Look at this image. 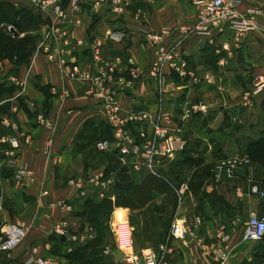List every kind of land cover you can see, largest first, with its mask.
Returning <instances> with one entry per match:
<instances>
[{
    "label": "crops",
    "instance_id": "0c3cea01",
    "mask_svg": "<svg viewBox=\"0 0 264 264\" xmlns=\"http://www.w3.org/2000/svg\"><path fill=\"white\" fill-rule=\"evenodd\" d=\"M0 3L31 11L40 20L32 34L41 33L43 15L17 0H0ZM248 5L262 10L259 21L263 28L248 32L239 49L233 48L229 32L198 34L186 39L178 35L175 32L178 27L193 25L197 19L199 8L189 0H131L122 16L109 14L106 8L96 9L92 0H88L81 26L73 28L71 36L83 42L77 53L83 69L92 70L90 46L95 44L100 46L102 57L113 62L115 77L121 78L123 84H112V90L124 112H147L152 118H160L165 127L180 134L187 150L191 137L197 139L204 163L211 164L218 156L239 154V140H264V88L253 94L257 87H264V0H244L240 10ZM164 29L172 30L166 43L186 60L194 78L182 79L166 72L164 103L158 110L157 88L149 77L155 49L146 34ZM6 30L13 32L11 36L15 39L26 34L8 30V26ZM110 33H121L123 40L114 41ZM207 53L211 56L210 63L204 57ZM206 76L214 77V83H209ZM14 77L21 82L20 87L12 82ZM195 85L198 88L193 91ZM63 91L68 93L67 97L61 95ZM246 94L250 95L249 107L242 105ZM193 100L198 101V106L191 108L189 104ZM40 114L49 125L38 121ZM192 114L200 118L196 134L189 125L188 117ZM204 119L208 122L202 127ZM88 123L110 129L99 104L85 97L84 86L67 81L40 53L34 50L28 62L18 68L11 61L0 59V226L22 225L25 230L14 251L0 254V264H25L29 257L54 264H71V260L79 264L74 252L96 241L100 234L103 238L97 249L102 262L108 264H129L131 255L141 256L148 250L159 255L162 246L166 247L163 264H216L210 251L204 253L192 244L170 238L168 230L160 224L134 229L127 210L120 207L112 208L109 222L90 223L84 202H101L108 196L86 187L87 196L81 198L73 181L101 171L111 184L115 176L108 172V163L101 162L105 155H110L96 151L93 146L81 148V136ZM223 123L231 126V130L222 129ZM244 129L248 131L246 135ZM134 131L149 132V126L140 125ZM13 135L20 137V148L15 151L8 143H1V139ZM22 168L33 171L31 181L14 180L15 170ZM117 173L120 177L119 170ZM126 173L141 178L127 169ZM263 175L264 164L252 160L248 168L237 171L232 181L222 183L213 192L205 189L207 196L200 201L189 189L185 200L181 204L177 202L173 218L191 222L194 216H202L205 224L199 233L207 243L217 227H225L236 247L228 264L249 262L253 247L240 240L250 214L264 211V199L254 197L249 191L254 181L261 183L264 191V182L260 180ZM63 203L70 207L69 211L62 209ZM61 222L66 223L64 235L54 231V226ZM162 231L165 235L159 237ZM114 250L122 255L119 261L114 259Z\"/></svg>",
    "mask_w": 264,
    "mask_h": 264
},
{
    "label": "built area",
    "instance_id": "2783aa9c",
    "mask_svg": "<svg viewBox=\"0 0 264 264\" xmlns=\"http://www.w3.org/2000/svg\"><path fill=\"white\" fill-rule=\"evenodd\" d=\"M24 6L31 7L45 17L41 33L38 35L35 52L44 56L45 60L57 67L62 76L71 82H77L84 86V95L99 104L105 121L111 131V140H101L95 143L94 148L101 153H116L121 166L139 175H149L154 178H163L168 173L170 166L177 161L184 150V141L178 132L165 127L160 118H152L147 112H124L115 100L112 84H123L121 78L115 77L114 64L111 60L102 57L100 46H90L92 51L91 68L83 69L78 61V50L83 46L81 40L71 36L72 29L81 26V18L86 12L85 5L88 0H17ZM131 0H92L93 7L106 8L109 14L122 16ZM199 8L197 19L193 25L180 26L176 29L183 39L198 34L216 32L223 34L229 32L234 49H239L245 36L250 31L261 30L259 19L263 16L260 8L254 5L245 6L240 10V4L244 0H189ZM11 27H8L10 30ZM172 30L164 29L158 33H147L146 39L154 47V59L149 70V77L155 85L163 81L166 72L175 73L178 77L193 78L188 71L186 60L176 53V49L166 43ZM124 35L110 33V38L120 42ZM225 51L228 49L223 47ZM206 80L213 84L214 77L206 76ZM12 82L20 87L21 82L16 77ZM263 85L257 87L253 94L259 93ZM68 96L66 91L61 94ZM244 107L251 106L250 95L242 97ZM202 109H204L202 107ZM41 124L49 125L40 114L37 117ZM147 124L149 132L134 131L135 127ZM20 137L13 135L6 137L1 143H8L12 150L20 148ZM28 142V138L24 137ZM14 165L13 162H10ZM251 162L246 156H224L212 162L210 168V183L205 187L214 191L224 182L232 181L240 169L248 168ZM14 180L17 182L31 181L33 171L22 168L14 172ZM109 182L101 171L90 176H84L73 181L79 188L81 198L87 196L86 187H93L103 196L109 189ZM250 194L256 198L264 199V191L261 183L254 181L250 184ZM174 192L178 204H181L189 193L187 181L180 182ZM62 209L69 211L70 207L62 204ZM205 224L202 216L196 215L191 222L186 218L175 217L169 227V237L192 244L202 252H211L216 264H228L233 257L235 246L231 243L232 237L226 228L219 226L214 230L209 243L199 233ZM66 223L61 222L54 226L58 235H64ZM22 225L4 224L0 226V254L14 251L24 238ZM264 241V211L250 214L244 225L240 243H261ZM106 249L105 252H107ZM160 254L148 250L141 256L131 255L129 264H163V256L166 247L160 248ZM25 264H54L53 262L29 257Z\"/></svg>",
    "mask_w": 264,
    "mask_h": 264
},
{
    "label": "trees",
    "instance_id": "16d2710c",
    "mask_svg": "<svg viewBox=\"0 0 264 264\" xmlns=\"http://www.w3.org/2000/svg\"><path fill=\"white\" fill-rule=\"evenodd\" d=\"M40 24L39 18L34 14H32L31 11L26 9L25 7L21 8L20 10L15 9L10 4L6 3H0V59H5L11 61L13 63L15 68L20 67L22 64H26L32 54V52L35 50L38 36L33 35ZM11 27L12 30L18 32V33H26L22 38L15 39L12 38L14 35L13 32H8L6 30V27ZM2 34L9 37L11 41L6 42L5 45H2ZM29 34V35H28ZM12 35V36H11ZM31 36V37H30ZM208 54V53H207ZM205 60H207L208 63H210L211 56L208 54L207 58L205 57ZM36 87L40 90L45 92V89L42 88V86L37 85ZM207 120H203L201 126H207ZM235 129H238L237 127ZM110 129L108 127H104L102 125L96 126L94 123H88L84 127L83 134L81 136L80 146L81 148H88L93 146L96 142L101 140H111L109 132ZM211 133V131H208ZM198 149L193 150L195 151L194 156L192 155V151H185L187 150L184 148L183 152L178 157L177 161L174 162L168 171V175H173L178 177V181H175L172 183L171 189L173 191L174 199L173 201L177 202V198L174 192V188L183 181L182 177L187 176L189 173H193L194 178H201L198 181L201 183L203 179H206L207 182L205 184V187L210 183V168L212 166L211 164H205L204 163V156L203 153H198L199 146H196ZM238 147L239 151L237 155L239 156H246L252 162V160L258 162L260 165L264 164V140L262 138L260 139H245L242 141H238ZM93 150V149H92ZM110 156H106L102 159V162H107V166L111 167H118L120 168V179L122 181V187L118 188L117 190H113L112 187H109V191L106 193L107 196L115 197L114 201H110L111 199H104L101 202L86 200L84 202L85 206V213H88V217L90 220V223H94L95 220L93 219L94 216L91 217L90 214L94 215L97 211L103 212L104 209H112L113 207H120L124 206L121 204H118L117 201L119 199V195H117V192H124L130 195V197L133 198L134 201H132V204H126L125 207L131 208L133 207H139L142 208L145 206L144 204L149 201V198L152 193H157L158 190H161L158 188L160 183H156L154 181V177L149 175H141V178H139L138 185H135L134 187H130V179L131 176L127 175L126 169L124 166H121L120 162L118 161V156L116 153H103ZM225 155L218 156L216 159L224 157ZM215 159V160H216ZM120 164V165H119ZM120 166V167H119ZM107 167V168H108ZM128 171V169H127ZM132 172V171H131ZM134 173V172H132ZM143 178V179H142ZM182 178V179H181ZM264 182V175L260 179ZM120 186V185H119ZM189 186V184H188ZM194 187V188H193ZM200 185L194 184L189 189L192 191L193 189H196L192 191V194L194 195V198L196 200H201V198L207 196L205 193L202 194V191H200L201 188H199ZM117 195V196H116ZM114 203V204H111ZM152 213H156L159 215H162L165 213V208L161 206H155L151 209ZM91 217V219H90ZM172 219L168 222L167 226H162L161 228L168 230L169 233V227L171 224ZM94 225V224H93ZM148 226V225H147ZM99 230L100 225L98 224ZM168 227V228H167ZM164 231V230H163ZM164 233V232H163ZM161 233L159 237H163L165 234ZM103 235L100 234L99 238L94 242H89L84 247L79 248L74 252V254L77 255L76 259H79V264H108L107 261L102 262V259H100L99 256V250L97 247L100 245V242H102ZM165 243V241L163 242ZM261 243H264L262 241ZM251 261V260H250ZM249 261V262H250ZM71 264H77L75 261L71 260ZM248 262V263H249Z\"/></svg>",
    "mask_w": 264,
    "mask_h": 264
},
{
    "label": "rangeland",
    "instance_id": "374dc122",
    "mask_svg": "<svg viewBox=\"0 0 264 264\" xmlns=\"http://www.w3.org/2000/svg\"><path fill=\"white\" fill-rule=\"evenodd\" d=\"M2 35H3L1 38L2 39V41H1L2 45H5L6 42L11 41L9 37L5 36L4 34H2ZM207 56H208V54L204 55V57H206V58H207ZM193 78H194V76H193ZM163 84L164 83L162 81L159 84V86L156 85V88H157L156 94L158 97V110L161 109V107L164 103L163 96H162L164 93L163 92ZM197 88H198V86L195 85L194 87H192V90L193 89L195 90ZM194 98L197 99L196 96ZM193 102H196V104H194ZM197 102H198L197 100L196 101L193 100L191 102L192 105L189 104V107L193 108L194 105L198 106ZM189 117H188V120L190 122L189 125H190V128L192 130V133L196 134V131L198 130V123H199L200 118L197 116H194L193 114L191 115L190 118ZM225 124L226 123L222 124V129H224L225 131L231 130L230 129L231 126L226 127ZM246 130L247 129H244V131H242L245 133L244 135H246L248 132ZM188 139H189V137H188ZM188 142L190 144H188L187 152L189 150L192 151V155L194 156L195 154H193V153H195V151H193V150H197L198 148L196 146H200V144L198 145V140L193 139L192 137ZM200 152H202V151L200 150V147H199L198 153H200ZM96 159L97 158H94V161ZM119 169L120 168H118V170ZM118 170L114 166L108 167V172L110 174H112L111 176H115V177H113L112 181H110L111 184H109L110 185L109 187H112L113 190H117L118 188L122 187V181H121V179L117 173ZM167 175H168V173L165 174V177H163V178L154 179V181L156 183H160L158 188L161 190H158L157 193H152L150 198H149V201H147L144 204L145 206H143L142 208L134 207V205H132L133 207H131V208L125 207L126 204H132L131 202L134 201L133 198L130 197V195L127 193L120 192V191L117 192V195H119V199H118L117 203L124 205V206H120V208L127 210L128 218H129L130 223L134 229L139 230V227L140 226L142 227L145 224H147L149 227L152 225H158V224H160V226H167L168 222L174 217V214L176 212L178 204L176 201H173L174 196H173V191L171 189V186L173 185L172 183H174L175 181H178L177 180L178 177L173 176V175H170V176H167ZM182 178H183V181L188 182L189 187H191V189H192V186L194 184L200 185V187H199V188H201L200 191H202V194H204V193L206 194V192H205V184L207 182L206 179H203L200 183L198 180L201 178H199V177L197 179L194 178L193 173H189L187 176L182 177ZM137 181H138V178L135 175H132L131 179H130V185L129 186L134 187L135 185H138ZM179 181H181V180H179ZM194 190L197 191L196 189H193L192 191L194 192ZM210 192H213V191H210ZM114 198L115 197L108 196V198H106V199H111L110 201H114ZM111 204H114V203H111ZM155 206H161V207L165 208V213L162 215L152 213L151 209ZM112 210L113 209H104L102 213L100 211H97L96 214L94 213V215H92V214H90V215H91V217L94 216L93 219L97 222L100 221L102 223H104V222L107 223L110 220V215H111ZM91 217H90V219H91ZM87 220H88V217H87ZM109 230L110 229H108V227L105 228V231L106 232L108 231V234H110ZM162 233H163V231H162ZM249 245H252V247H253L252 248L253 249L252 250L253 251L252 252L253 253L252 259L249 263L247 262V260H244L243 264H264V243H249Z\"/></svg>",
    "mask_w": 264,
    "mask_h": 264
},
{
    "label": "water",
    "instance_id": "95a60500",
    "mask_svg": "<svg viewBox=\"0 0 264 264\" xmlns=\"http://www.w3.org/2000/svg\"><path fill=\"white\" fill-rule=\"evenodd\" d=\"M110 189H108L109 191ZM122 258V255L120 254V252L118 250H114V259L115 261H119Z\"/></svg>",
    "mask_w": 264,
    "mask_h": 264
}]
</instances>
